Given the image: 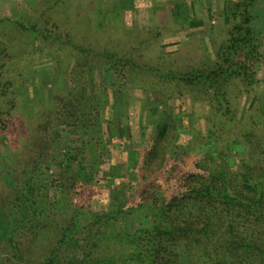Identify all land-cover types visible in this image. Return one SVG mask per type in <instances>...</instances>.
I'll use <instances>...</instances> for the list:
<instances>
[{
	"label": "trees",
	"instance_id": "1",
	"mask_svg": "<svg viewBox=\"0 0 264 264\" xmlns=\"http://www.w3.org/2000/svg\"><path fill=\"white\" fill-rule=\"evenodd\" d=\"M256 1H226V38L217 59L207 64L146 69L131 54L96 53L112 63L111 74L123 77V70L144 68L167 95L183 93L169 90L167 82H173L195 100L211 101L204 130L197 128L195 141L182 147L173 113L152 110L148 142L126 148L125 176L117 187L96 179L102 153L110 156L116 140L132 144V136L113 114L105 121L119 122L117 134H105L108 92L91 78L78 90L54 95L53 109L32 129L14 140L7 136L6 152L0 153V264H264V120L241 124L236 111L238 100L254 91L264 58ZM171 11L179 25L188 22L185 3ZM57 124L75 136L61 160L60 152L48 158L61 137ZM241 147L244 156L234 170L233 153ZM55 160L61 193L49 205L43 168ZM105 197L107 210L90 209L91 200Z\"/></svg>",
	"mask_w": 264,
	"mask_h": 264
},
{
	"label": "rangeland",
	"instance_id": "2",
	"mask_svg": "<svg viewBox=\"0 0 264 264\" xmlns=\"http://www.w3.org/2000/svg\"><path fill=\"white\" fill-rule=\"evenodd\" d=\"M226 1L237 0H0V88H6V95L0 94V153L6 152L7 136L14 140L42 120L46 109H53L54 95L78 90L83 83L89 84L90 78L108 92L102 112L105 134H117L119 122L113 118L105 121L113 114L128 124L132 136V144L122 146L116 140L110 156L102 153L96 179L105 177L110 187L119 185L125 176L126 166L122 164L126 148H139L148 142L152 110L166 108L173 113L179 124L180 147L195 141L192 133L197 128L203 131L204 119L212 115L211 101L195 100L185 86L177 87L173 82H167L169 90L183 93L167 95L146 69L185 70L189 63L200 65L217 59L229 26L224 12ZM180 3L189 10V20L183 26L171 11L174 4ZM255 9L264 43V0H257ZM75 47L92 52L85 55ZM103 50L131 54L146 69L123 70V77L111 74L108 69L112 63L96 55ZM238 102L239 123L264 120L260 117L264 116V58L257 64L254 91ZM61 124H57L61 132L57 148L48 151V158L59 152L60 160L66 157L64 147L75 138ZM256 126L258 132H263L258 123ZM242 150H234V170L244 156ZM60 160L43 168L42 182L47 184L49 205H54L61 193L57 175ZM3 189L0 186V199ZM89 207L94 212L105 211L108 198L91 200Z\"/></svg>",
	"mask_w": 264,
	"mask_h": 264
}]
</instances>
